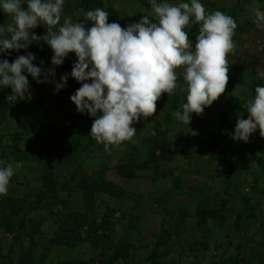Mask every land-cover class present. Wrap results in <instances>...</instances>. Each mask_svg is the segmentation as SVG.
<instances>
[{
	"label": "rangeland",
	"instance_id": "obj_1",
	"mask_svg": "<svg viewBox=\"0 0 264 264\" xmlns=\"http://www.w3.org/2000/svg\"><path fill=\"white\" fill-rule=\"evenodd\" d=\"M201 3L234 18L236 49L227 56L225 92L203 114L192 113L188 125L172 116L186 97L178 87L170 98L162 94L153 116L133 124L130 141L106 151L90 135L94 117L78 113L70 100L81 86L70 75L56 92L53 83H37L25 72L30 98L0 87V167L23 162L0 195V264H264V138L259 129L247 143L230 135L240 113L249 115L245 101L264 86V28L251 12L264 11V0ZM96 8L116 19L109 23L125 21L121 27L151 12L149 0H64L62 16L83 21ZM10 21L0 9V24ZM186 31L194 44L198 26ZM27 52L42 69L54 67L56 81L77 60L69 53L62 65H52L43 41L0 59L12 62ZM13 205L19 211L9 214V232L4 221ZM200 209L220 215L198 224Z\"/></svg>",
	"mask_w": 264,
	"mask_h": 264
},
{
	"label": "clouds",
	"instance_id": "obj_2",
	"mask_svg": "<svg viewBox=\"0 0 264 264\" xmlns=\"http://www.w3.org/2000/svg\"><path fill=\"white\" fill-rule=\"evenodd\" d=\"M149 4L148 15L121 27L109 23L102 8L83 13L84 22H73L71 16H62L64 0H0V9L11 18L0 24V54L27 50L33 42L43 41L53 52L52 65H62L69 53L77 57L71 73L61 75L59 81L54 79V67L42 69L33 63L34 53L18 55L12 62L0 59V87H10L19 98L28 93L30 98L25 72L37 83H53L56 92L67 86L70 75L81 82L70 100L78 113L94 117L90 135L106 151L130 141L137 130L133 124L153 116L162 94L170 98L178 87L186 97L172 116L190 124L192 113L203 114L225 92L227 56L236 49L237 23L224 12L208 11L201 0L175 4L149 0ZM251 12L255 26L264 28V11L253 7ZM85 22H91L90 26ZM39 25L45 26L46 34L30 31ZM193 25L198 26L194 44L186 31ZM177 69L182 72L178 74ZM180 76L183 84H178ZM254 91V97L243 104L247 119L243 113L236 119L230 134L234 141L247 143L257 129L264 138V86ZM22 167L23 162L0 167V195L7 194L11 177Z\"/></svg>",
	"mask_w": 264,
	"mask_h": 264
},
{
	"label": "trees",
	"instance_id": "obj_3",
	"mask_svg": "<svg viewBox=\"0 0 264 264\" xmlns=\"http://www.w3.org/2000/svg\"><path fill=\"white\" fill-rule=\"evenodd\" d=\"M112 18H113V17H108V22H110V21H112V20H116L115 18H114V19H112ZM74 22H84V21H82V18H80V19H76V20H74ZM87 23H88V22H85L86 27L90 25V24H87ZM89 23H90V22H89ZM123 23H125V21H123V22L121 23V26L123 25ZM32 48L37 49V47H34V46H33ZM37 54H38V53H37ZM38 55H39V54H38ZM73 57H76L75 54H73ZM71 60H72V57L69 58L68 61L66 62V65H67V66L65 67V71H66V70L68 71V69L70 68V67H68V64H69V66L72 65V63H70ZM65 73H67V72H65ZM168 151H170V150L168 149ZM160 157H162V156L158 155V156H157V159H160ZM166 159H168V160L172 159L171 151L169 152V156H167ZM108 184L111 185V188H114V189H118V190H119V187H118L116 184L111 183V182L108 183ZM120 194H121V191L113 192V195H114L115 197H118ZM14 208H16L17 210L14 209ZM17 211H19L18 207H16V206L13 205V206L9 209L8 216H7L6 220L4 221L5 228H6V230L9 231V232L12 230V227H11V224H10L11 221H10V219H8L9 214H10V216L15 215V214L17 213ZM219 215H220V211H219V210L200 209V210H198V211L196 212L197 223H198V224H202V223L205 222L206 219H208V218H210V219H215V218H217ZM156 248H157V247H156Z\"/></svg>",
	"mask_w": 264,
	"mask_h": 264
},
{
	"label": "crops",
	"instance_id": "obj_4",
	"mask_svg": "<svg viewBox=\"0 0 264 264\" xmlns=\"http://www.w3.org/2000/svg\"><path fill=\"white\" fill-rule=\"evenodd\" d=\"M115 177H116V178H114L115 181H120V178H118V175H115ZM111 178H112V176H111Z\"/></svg>",
	"mask_w": 264,
	"mask_h": 264
}]
</instances>
